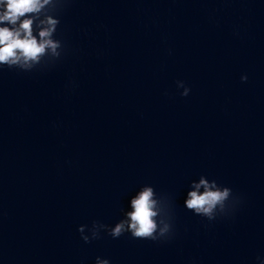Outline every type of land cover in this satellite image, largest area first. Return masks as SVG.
Here are the masks:
<instances>
[{"label":"clouds","instance_id":"clouds-1","mask_svg":"<svg viewBox=\"0 0 264 264\" xmlns=\"http://www.w3.org/2000/svg\"><path fill=\"white\" fill-rule=\"evenodd\" d=\"M72 0H0V70L31 73L54 64L65 55L64 41L58 37L60 14ZM247 75L241 76L246 82ZM180 95L187 97L190 88L178 80ZM242 198L228 186L201 175L190 183L184 207L209 222L232 215ZM84 243L100 239L106 233L113 239L129 234L133 239L161 242L173 235V222L168 200L151 184L142 185L130 197L128 210L114 226L93 221L78 227ZM264 264V257H256ZM94 264H110L109 259L97 256Z\"/></svg>","mask_w":264,"mask_h":264}]
</instances>
